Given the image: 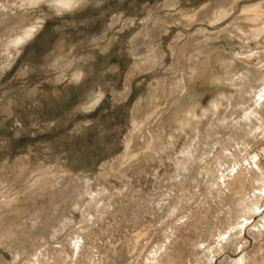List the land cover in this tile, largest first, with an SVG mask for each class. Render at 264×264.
<instances>
[{"label": "rangeland", "instance_id": "obj_1", "mask_svg": "<svg viewBox=\"0 0 264 264\" xmlns=\"http://www.w3.org/2000/svg\"><path fill=\"white\" fill-rule=\"evenodd\" d=\"M262 25L264 0H0V264H27L82 229L79 261L67 264H156L148 261L161 244L170 246L160 264L205 262L235 222L228 190L211 186L205 168L216 174L256 155L264 176V136L236 124L251 102L237 103L264 76V35L251 33ZM29 27L31 36L10 42ZM133 45L155 48L157 59L134 56ZM176 81L187 90L172 95ZM224 115L177 175L188 136H205ZM56 165L75 180L31 186ZM253 169L237 197L259 192ZM85 182L104 189L92 222L74 197ZM170 205L177 210L162 219ZM63 207L75 222L52 242ZM262 210L215 264L244 254L262 264L264 200Z\"/></svg>", "mask_w": 264, "mask_h": 264}, {"label": "bare ground", "instance_id": "obj_2", "mask_svg": "<svg viewBox=\"0 0 264 264\" xmlns=\"http://www.w3.org/2000/svg\"><path fill=\"white\" fill-rule=\"evenodd\" d=\"M225 9L226 8H224L223 11H225ZM258 16H255V19ZM255 19H253V21H255ZM259 19H260V17H259ZM151 25H152V23H151ZM155 27H157V26H155ZM148 28L149 29H147V30H150L152 27H148ZM34 30H35V27H29V28L25 29L21 35L14 38L10 42L13 44H19L22 41H24L27 37L31 36L33 34ZM257 32H259V34H257ZM251 33H254L257 35H264V25H262L258 29H255ZM145 35H146V37L149 36L148 31H147V34H145ZM146 37H145V39H146ZM132 42H134V44H136L135 41H132ZM136 45H133V49H132L134 56L144 55L148 58L149 61L151 59H155V60L157 59L156 58L157 52H156L155 48L152 47L150 49L148 48L147 50L146 49H138V48H136L137 47ZM240 54L241 53H238V55H240ZM210 59H212V58H210ZM198 68H196V69H198ZM201 69H202V67H201ZM203 69H205V68H203ZM202 71H204V70H202ZM74 76L79 77V74L76 73V74H74ZM258 81H259L258 86H256V87L251 86L249 91H246V93L249 95V96L247 95L248 98L246 100L242 98V100L237 103V105L240 106V105H244L247 102H251V104L245 108H243L244 106H242L241 112L243 114H242V116L237 114L239 116V121L236 124L238 125V127L242 128V131L244 132V135L246 137L252 136V138L254 137V139L259 134L264 136V112L260 111V108L262 106H264V76H261L258 79ZM176 82H178V81H176ZM187 86L188 85L185 86L184 83L183 84L181 83V85H179V82H178V84L176 83V86L173 87L172 95L175 93L179 94V93L183 92L184 89L187 90ZM177 110L175 109L174 111H177ZM225 115H226V113H225ZM225 115L222 118L218 119L219 123H216V124L214 123L215 127L212 128L211 132L206 133L205 136H201L199 134V131L197 132V134H193L192 136H188V140L185 142L184 146L182 147V149L178 153V154H180V156H178L179 158H178V161L176 163L177 175H181L183 172L190 171V169L192 168L191 166L194 164L196 159L198 160L197 154L200 151L197 148V146H199L198 145L199 142H197L196 140L199 141V138L212 139L215 134L216 135L219 134L217 129H220L219 127H221L223 125L222 123L227 124V121H226L227 119H226ZM230 115H232V114H230ZM134 123L137 124V122H134ZM220 124H222V125L220 126ZM128 146L129 145L126 144V151H127L126 156H128V149H129ZM263 154H264V149H263ZM226 157L227 156H225V155H221L220 157H218L219 166L223 167V165L226 163ZM250 157H251L250 159L248 158L249 161L247 163V166L239 164V167L235 168L236 165H235V162L233 161V164L235 166L232 164V166H230V167L228 166L227 169H225V170L219 169V170H217L218 174L216 172H215L216 174H213L211 171H209L205 168L206 173H207L206 175L208 176V178L212 177V179H213V182L210 184L211 186L213 184H216L217 189H220L221 191L228 190L229 194H227L226 199L233 204V210L230 212L229 218H234L235 222L229 223L227 230H225L219 234L218 237H220V239H219V242L216 244L217 246L211 248L210 242L208 243L210 245L209 247L211 249H209L208 251H204L203 256H205L206 261L205 262L203 261L202 263L200 262V264H215V256L218 253V251L219 250H222V251L225 250L226 245L230 241H237L239 239V236L243 234L245 228L248 226L249 220L252 219L256 213H260L262 210V202L264 200V176H263V173L261 172L262 168L260 165V159L255 160L253 156H250ZM255 158H257V156ZM234 160H235V158H234ZM231 163H232V161H231ZM253 167H256V169L260 172V175L257 176V179H256V180H258L257 182L263 183V184H261V186H258L259 192L258 193L254 192L253 195H251L250 197L247 196L248 198L245 197V194L237 197V195L240 194L241 191L243 190L242 189V187L244 186L243 180L246 179L245 172H247L248 174H250L252 172L254 173ZM228 169H230L231 171L229 170V172L226 174L225 171H228ZM39 172H41V171H39ZM231 172H233V174ZM45 179L48 180L47 182H51L52 184H54L55 187L63 185L64 182H66V181L70 182V181L75 180V179H73L72 176H69L68 172L63 167L56 165L51 169L48 168L46 175H44V176L39 175L36 179H33L31 186H34V185L40 183L42 180H45ZM191 180H193V179H191ZM62 181H63V184H62ZM207 182H208V180H207ZM80 186H81V189H79L78 193L75 194L74 197L76 198L79 196V198L81 199L79 201H82L84 203L85 209L83 211V214L84 213H86V214L83 215V218H84L83 220H85L86 216H90V218L88 217L89 219H87L86 221L92 222V221H94L93 220L94 216L91 214V210L93 209V206H94L93 204H96L100 200L99 198L103 195L104 189L101 188L96 193L93 189V184H91V183L85 182V183H82ZM87 196H89V197L86 198ZM158 204H160V203L158 202ZM57 210L58 211L60 210L58 212V215L56 218V221H57L56 224L58 225V228L56 227L54 232L51 234L52 242H55L54 240L59 239L58 238L59 235L62 234V232L65 229H68L67 227L69 226L70 223L72 224L75 222V220L73 218L69 217V215L67 214V211H66V209H64V207L62 209H57ZM96 210H97V212L96 211L95 212L98 213V215H102L101 210H99V209H96ZM176 210H177V208L174 207V205L173 206L170 205L167 212L165 213L167 215L163 214L162 219H163V217L167 218V219L172 217ZM96 218H98V216ZM259 223H261V226L257 224V233L262 235L263 234L262 232L264 230V217L259 221ZM89 230L88 231L86 230V232L83 229L81 230V232H80V230H79V232H75L76 231L75 230L74 231L75 233L70 235L71 236L69 238L70 240L66 241V242H68L67 245L63 244L62 248L54 249L52 252H51V249L48 248L47 251L44 253H34L32 256L29 257L27 264H63V263L67 264L68 263L67 259H69L68 261H70V262H72V261L77 262V259L79 258L80 254L82 253L83 238L81 236V233L85 232L83 234L86 235L87 232H89ZM169 238L170 237L168 236V239ZM80 239H82L81 242H80ZM166 241L169 242L170 240H166ZM169 243H171V242H169ZM162 245L163 244H161L160 247L158 246V250L156 247V250H157L156 254L154 252H152L153 256H154V254H155V256L150 258V260L148 262L152 261L151 263H156V264L161 263L159 258L162 255H164V253L166 254L167 247H168L167 245H169V244H165L164 246H162ZM203 245H204V243H203ZM217 247H218V249H217ZM201 249L202 248H200V251H201ZM160 251H162V252H160ZM158 252H160V254H158ZM74 255H75L76 260H73ZM78 261H79V259H78ZM261 263L264 264V258H262ZM197 264H199V263H197ZM227 264H259V261H257L256 258H247V255L244 254L240 258L233 259L230 262H228Z\"/></svg>", "mask_w": 264, "mask_h": 264}, {"label": "snow or ice", "instance_id": "obj_3", "mask_svg": "<svg viewBox=\"0 0 264 264\" xmlns=\"http://www.w3.org/2000/svg\"><path fill=\"white\" fill-rule=\"evenodd\" d=\"M35 3H38L39 0H34ZM56 3L61 4L64 7L70 6L73 0H55Z\"/></svg>", "mask_w": 264, "mask_h": 264}]
</instances>
